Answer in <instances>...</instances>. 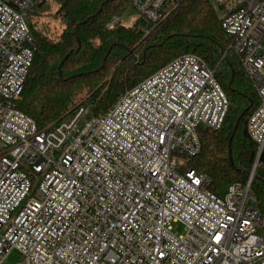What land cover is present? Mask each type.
Returning a JSON list of instances; mask_svg holds the SVG:
<instances>
[{
    "label": "built area",
    "instance_id": "built-area-1",
    "mask_svg": "<svg viewBox=\"0 0 264 264\" xmlns=\"http://www.w3.org/2000/svg\"><path fill=\"white\" fill-rule=\"evenodd\" d=\"M38 1L0 0V264L12 251L21 264H264V219L250 179L220 195L187 166L200 151L199 130L220 129L229 108L214 70L182 54L104 113L87 102L40 129L17 108L37 49L28 18ZM183 1L130 3L155 24ZM212 1L229 53L258 96L246 124L258 157L264 0ZM124 22L114 16L107 28Z\"/></svg>",
    "mask_w": 264,
    "mask_h": 264
},
{
    "label": "trees",
    "instance_id": "trees-1",
    "mask_svg": "<svg viewBox=\"0 0 264 264\" xmlns=\"http://www.w3.org/2000/svg\"><path fill=\"white\" fill-rule=\"evenodd\" d=\"M47 1L39 0L28 18L37 49L17 108L40 129L74 112L87 95L92 112L101 114L170 60L196 54L214 70L229 108L220 129L199 130L201 148L187 166L207 174L211 190L220 194L230 184H246L256 164L250 191L264 219V152L257 157L246 130L259 100L238 58L229 53L230 41L211 1L185 0L155 24L136 17L131 25L108 29L114 16L127 14L130 0H52L53 17L61 24L55 36L30 19ZM258 234L264 239V227Z\"/></svg>",
    "mask_w": 264,
    "mask_h": 264
},
{
    "label": "rangeland",
    "instance_id": "rangeland-1",
    "mask_svg": "<svg viewBox=\"0 0 264 264\" xmlns=\"http://www.w3.org/2000/svg\"><path fill=\"white\" fill-rule=\"evenodd\" d=\"M210 1L212 4H214L212 0ZM214 7L216 11L218 12V14L221 16L222 11L216 5ZM55 9H56V5L52 2V0H48L47 3L44 5L43 9H40L35 16L30 17V19L32 20V23L35 25V28L39 30H43L47 32L48 34H50L51 36L57 35L60 31L61 24L57 19L53 17V12L55 11ZM126 15L121 16V18L125 20L124 24L131 25L136 20V15L131 7L127 11ZM87 102H92V98L90 97V95L85 96L81 104H85ZM92 106H93V102H92L91 108ZM252 178L253 177H252V171H251L248 179H250L251 181ZM224 191L225 189L220 193V195H223ZM174 227H175V230H177L178 232H181L180 224H175ZM21 263H22L21 255L17 251H12L11 253H9L7 258L3 262V264H21Z\"/></svg>",
    "mask_w": 264,
    "mask_h": 264
},
{
    "label": "water",
    "instance_id": "water-1",
    "mask_svg": "<svg viewBox=\"0 0 264 264\" xmlns=\"http://www.w3.org/2000/svg\"><path fill=\"white\" fill-rule=\"evenodd\" d=\"M236 128V125L234 126V129ZM230 141H231V138H230ZM256 164H255V166H254V168L252 169V177H253V175H254V172H255V168H256Z\"/></svg>",
    "mask_w": 264,
    "mask_h": 264
},
{
    "label": "snow or ice",
    "instance_id": "snow-or-ice-1",
    "mask_svg": "<svg viewBox=\"0 0 264 264\" xmlns=\"http://www.w3.org/2000/svg\"><path fill=\"white\" fill-rule=\"evenodd\" d=\"M218 239V238H217Z\"/></svg>",
    "mask_w": 264,
    "mask_h": 264
}]
</instances>
